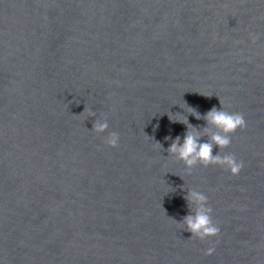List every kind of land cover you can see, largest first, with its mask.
<instances>
[{
	"label": "water",
	"instance_id": "95a60500",
	"mask_svg": "<svg viewBox=\"0 0 264 264\" xmlns=\"http://www.w3.org/2000/svg\"><path fill=\"white\" fill-rule=\"evenodd\" d=\"M221 105L238 175L166 151ZM0 264H264V0H0Z\"/></svg>",
	"mask_w": 264,
	"mask_h": 264
},
{
	"label": "clouds",
	"instance_id": "9594fccd",
	"mask_svg": "<svg viewBox=\"0 0 264 264\" xmlns=\"http://www.w3.org/2000/svg\"><path fill=\"white\" fill-rule=\"evenodd\" d=\"M88 114L91 113L88 112ZM193 114L197 119H201L198 113L193 112ZM203 119L207 125L216 129L215 132L211 133L208 141L200 143V136L189 131L185 133L182 144H180V137H177L166 151L170 154H177L178 158L186 166L201 165L207 167L209 164H213L224 168L230 175H238L243 168V162L238 161L231 153L221 155L218 151L213 155V148L216 147L219 150L227 148L231 143V134L235 133L237 129L243 130L246 127L243 114L226 111L221 105L219 110L212 108L208 111L203 116ZM169 120L172 122L187 123L186 120H173L170 116ZM107 129L108 123L105 117L101 116L100 119L94 121L92 131L95 133L100 134ZM208 131V128L205 127L204 134L207 135ZM118 141L119 134L117 132H110L104 139L105 144L113 148L117 147ZM157 145L161 147L159 143ZM191 197L197 203L198 207L194 215H188L184 218L186 229L192 233L193 237L200 240L217 236L220 229L213 221V210L207 203V197L204 194L195 192L191 194ZM213 251L214 248H209L206 254H211Z\"/></svg>",
	"mask_w": 264,
	"mask_h": 264
}]
</instances>
